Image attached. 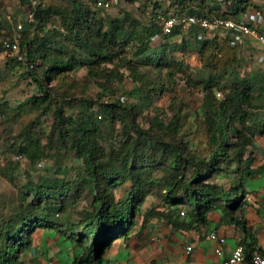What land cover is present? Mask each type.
<instances>
[{"label": "trees", "instance_id": "1", "mask_svg": "<svg viewBox=\"0 0 264 264\" xmlns=\"http://www.w3.org/2000/svg\"><path fill=\"white\" fill-rule=\"evenodd\" d=\"M32 1L29 0L28 4L34 33L17 27L14 33L2 41L0 52L5 51L6 42H12L16 36L20 37L21 53L25 60L12 57L7 66L11 68L21 65L34 76L39 92L27 99V103L51 107L55 102L52 120L59 132L60 141L63 142L66 136L70 138V144L81 160L87 178H48L27 185L30 201L25 209L6 221L0 232L2 241L9 240L7 244H1L0 264H25L21 255L30 249L32 235L39 227L55 229L65 236L67 242L81 249L75 254L72 264H103L105 253L114 241L128 237L135 220L141 215V206L154 189H160L159 193L166 204L161 211L147 210L143 215L144 223L147 217L156 214L175 219V222L181 221L187 227H194L206 225L210 220V212L219 211L222 215L221 223L234 225L244 233L240 243L245 247L247 264H251L250 257L255 251L264 254L257 247L254 234L249 232L246 220L239 215L246 204L244 182L252 174L251 150L255 137H264V113L256 114L249 109L254 107L264 111V92H259L263 99L257 103L252 81L236 76L233 78L234 83L229 84L230 89H226L223 99L217 100L213 85H207L203 104L211 152L207 160L195 158L191 153L184 155L178 145L148 134V131L128 119L131 110L127 111L129 105L124 106L126 96L113 102H100V96L98 103L101 114L94 118L91 112L86 114L85 110H82L84 115L80 117L66 115L67 109L62 105L67 99L63 103L56 100L55 93L49 87L48 81L53 80L55 74L69 72L80 65L87 66L88 72H93V65L121 58L120 52L130 42L136 44L135 52L140 56L150 50L154 37L163 35L170 38L185 30L178 27L171 35H164L163 26L159 22L153 25L142 24L129 17H124L123 21L115 19L105 27L103 19L92 11L91 6L79 0H74L72 6L43 5L42 1L37 4ZM188 1L174 0L177 5L175 15L241 17L253 5V0H201L198 6L191 7ZM156 6H160L158 1ZM53 16L58 18V22L54 21ZM193 28L201 29L192 25L187 30ZM225 36V43L230 47H236L247 40L237 41L230 32ZM207 44L208 40L203 41L202 47ZM43 63L46 66L39 73L36 69ZM129 68L133 79L139 82L141 76L138 70L131 65ZM103 90L108 91L107 85L103 86ZM146 92L136 84L128 93L142 102L147 98ZM154 94L155 91L151 93ZM106 116L120 118L123 127L129 128L126 151L119 158L120 161L109 165L105 161V150L100 145L102 129L98 124ZM248 122L251 125L247 129L240 127ZM151 123L158 130L167 129L176 134L180 119L174 115L166 123V118L160 115L151 119ZM17 152L32 161L41 155L32 146L20 147ZM244 161L241 173L237 170L236 175L231 177L233 183L229 188L212 179L215 173H229L223 167L224 164L241 167ZM158 169L162 176L154 181L149 180V175ZM128 180L133 182L132 188L126 196L117 198L116 189ZM80 188L87 190L91 196V208L79 212L78 219L81 222L70 221L74 214L66 215L63 219V213L68 208L66 203L80 192Z\"/></svg>", "mask_w": 264, "mask_h": 264}, {"label": "rangeland", "instance_id": "2", "mask_svg": "<svg viewBox=\"0 0 264 264\" xmlns=\"http://www.w3.org/2000/svg\"><path fill=\"white\" fill-rule=\"evenodd\" d=\"M38 1H42L43 5L72 6L74 0L32 2L37 4ZM79 1L91 6L92 11L103 19L105 27L115 19L123 21L124 17L136 19L142 24L153 25L159 22L163 26V18L175 15L177 7L174 0H119L110 7L100 5L98 0ZM157 1L160 6H156ZM28 2L29 0H0V47L2 41L16 31L19 23L24 25V29L34 33L35 27L30 24L32 17ZM188 3L191 7H196L201 0H189ZM253 8H257L264 15V0H253V5L247 10ZM53 18L58 22L57 17ZM48 26H51L50 22ZM225 35L223 30L207 31L194 28L170 38L160 35L152 39L150 50L140 56L135 52L136 44L130 42L120 52L121 58H116L114 62L95 64L93 72H88L87 66L83 65L69 72H59L53 80L48 81L49 87L52 93H55L56 100L63 103L67 99L62 106L67 109L66 115L75 117L84 115L82 110H85L86 114L91 112L93 118L99 116L100 96V102H113L126 96L124 106L129 105L127 111L131 110L128 119L148 131V134L178 145L184 155L191 153L195 158L207 160L211 155L203 113L207 85H213L217 100L223 99L226 89H230L229 84L234 83L233 78L239 76L241 79L252 81L257 103L263 99L259 92H264V64L258 62L262 46L257 41L247 39L236 47H230L225 43ZM205 40H208V44L202 47ZM11 58L7 52H0V232L6 221L25 209L30 201L27 185L48 178H87L82 162L70 144V138L66 136L63 142L60 141L59 132L52 120L55 102L51 107H38L32 102L27 103V99L39 92V87L34 76L23 66H7ZM129 65L138 70L141 76L139 82L133 79ZM45 66L46 63H43L36 71L41 73ZM136 84L147 90V98L142 102L128 93ZM104 85L108 87L107 92L103 90ZM153 91L156 94L151 95ZM249 110L256 114L264 113L262 109L257 110L254 107ZM160 115L166 118V123L174 115L179 117V131L172 134L167 129L158 130L152 127L151 119ZM98 124L102 129L100 145L105 150L106 164L117 163L127 149L129 128L123 127L120 118L111 116L105 120L100 119ZM250 125L251 122H248L245 126H239L247 129ZM25 146H32L40 151V158L32 161L23 157L16 161L17 151ZM244 166L245 161L241 167L224 164L223 167L229 173H215L212 179L229 188L233 183L231 177L236 175L237 170L241 173L240 170H243ZM159 170L148 174L149 180L154 181L162 176ZM132 185L131 180L120 185L115 191L116 197L126 196ZM79 191L66 203L68 208L63 213V219L66 215L74 214L70 221L81 222L78 219L79 212L91 208V196L87 190L80 188ZM159 191L160 189H154V192L147 196L141 206V215L147 213V210L156 212L164 209L166 203ZM136 221L138 219L135 223ZM34 234L35 232L32 242L35 235L39 236L38 233ZM8 241H2L0 235V252L3 249L1 244H7ZM59 242L63 244L60 245ZM31 245L32 249L21 255L25 264H43L44 261V264H55L58 256L68 264V259L72 260L81 250L67 242L64 235L50 238L46 247L48 254L43 252L44 246ZM62 247L66 250H62ZM34 250L36 254L33 253ZM66 253L70 254L67 259ZM109 253L108 249L105 254Z\"/></svg>", "mask_w": 264, "mask_h": 264}, {"label": "crops", "instance_id": "3", "mask_svg": "<svg viewBox=\"0 0 264 264\" xmlns=\"http://www.w3.org/2000/svg\"><path fill=\"white\" fill-rule=\"evenodd\" d=\"M251 152L253 156V162L250 165L252 174L244 182L247 198L239 215L246 220L249 232L254 234L257 239V247L264 252L263 136L255 137ZM221 217L219 211H211L210 220L206 225L187 227L182 225L181 221L175 222V219L171 220L156 214L147 217L144 223V216L141 215L127 238L120 237L114 241L116 244L113 243L109 248L110 253L105 254L103 264H221L244 237V233L234 225L221 223ZM212 232L227 238L221 257L216 254L218 242L209 238ZM37 233L38 237L35 235ZM35 234L31 246H44L45 254H48L46 247L50 243V238L63 237V234L58 233L55 229L45 227L37 228ZM187 245L194 247L190 254L187 253ZM36 250L38 251V249ZM36 250L33 251L34 254H36ZM62 250L66 249L62 247ZM66 254L68 255L67 259L70 254ZM68 260V264H72L73 259ZM64 262L63 258L58 256L55 264H65L66 262Z\"/></svg>", "mask_w": 264, "mask_h": 264}, {"label": "built area", "instance_id": "4", "mask_svg": "<svg viewBox=\"0 0 264 264\" xmlns=\"http://www.w3.org/2000/svg\"><path fill=\"white\" fill-rule=\"evenodd\" d=\"M117 2L118 0L98 1V3L104 7H110ZM192 25L198 26L203 30H223L226 34L230 32L237 41H243L245 38L257 41L262 46L258 62L264 64V15L257 8L249 10L241 17H237L236 15L213 17L197 15L168 16L163 18L162 31L164 35H171L178 27L187 30ZM17 26L19 29H23L22 23H19ZM4 47L5 52L10 56L16 57L18 60H25L24 55L21 53V39L19 36H16L12 42H6ZM219 94L222 95L221 93ZM16 157L15 159L21 160L24 155L18 154ZM182 214L184 213L182 212ZM209 238L218 242L219 246L216 248V254L221 257L227 238L216 232L210 233ZM186 248L189 254L192 253L194 249L192 245H187ZM250 262L251 264H264V254L260 251H255L250 257ZM221 264H247L244 245L238 243Z\"/></svg>", "mask_w": 264, "mask_h": 264}, {"label": "clouds", "instance_id": "5", "mask_svg": "<svg viewBox=\"0 0 264 264\" xmlns=\"http://www.w3.org/2000/svg\"><path fill=\"white\" fill-rule=\"evenodd\" d=\"M184 214H185V212L184 211H182ZM182 212H181V214H182ZM184 214H182V215H184ZM49 264H54L53 262H50Z\"/></svg>", "mask_w": 264, "mask_h": 264}]
</instances>
